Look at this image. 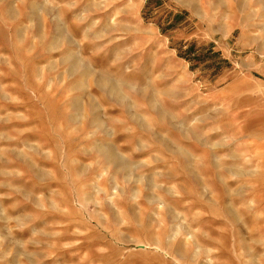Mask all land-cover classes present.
I'll use <instances>...</instances> for the list:
<instances>
[{"label": "rangeland", "instance_id": "rangeland-1", "mask_svg": "<svg viewBox=\"0 0 264 264\" xmlns=\"http://www.w3.org/2000/svg\"><path fill=\"white\" fill-rule=\"evenodd\" d=\"M0 264H264V0H0Z\"/></svg>", "mask_w": 264, "mask_h": 264}]
</instances>
